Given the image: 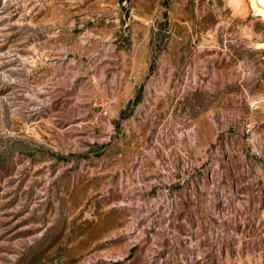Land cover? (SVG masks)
<instances>
[{
	"label": "rangeland",
	"instance_id": "1",
	"mask_svg": "<svg viewBox=\"0 0 264 264\" xmlns=\"http://www.w3.org/2000/svg\"><path fill=\"white\" fill-rule=\"evenodd\" d=\"M257 42L250 0H0V264H264Z\"/></svg>",
	"mask_w": 264,
	"mask_h": 264
},
{
	"label": "bare ground",
	"instance_id": "2",
	"mask_svg": "<svg viewBox=\"0 0 264 264\" xmlns=\"http://www.w3.org/2000/svg\"><path fill=\"white\" fill-rule=\"evenodd\" d=\"M257 15L264 20V0H250Z\"/></svg>",
	"mask_w": 264,
	"mask_h": 264
},
{
	"label": "water",
	"instance_id": "3",
	"mask_svg": "<svg viewBox=\"0 0 264 264\" xmlns=\"http://www.w3.org/2000/svg\"><path fill=\"white\" fill-rule=\"evenodd\" d=\"M254 47L257 49H264V42H257L254 44ZM263 72H264V65H263Z\"/></svg>",
	"mask_w": 264,
	"mask_h": 264
}]
</instances>
